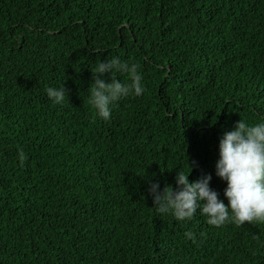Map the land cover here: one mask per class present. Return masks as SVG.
<instances>
[{"label":"trees","instance_id":"16d2710c","mask_svg":"<svg viewBox=\"0 0 264 264\" xmlns=\"http://www.w3.org/2000/svg\"><path fill=\"white\" fill-rule=\"evenodd\" d=\"M112 56L145 91L105 121L89 96ZM239 119L264 120V0H0V264H264V222L177 221L147 191L190 162L227 204L215 161Z\"/></svg>","mask_w":264,"mask_h":264},{"label":"clouds","instance_id":"9594fccd","mask_svg":"<svg viewBox=\"0 0 264 264\" xmlns=\"http://www.w3.org/2000/svg\"><path fill=\"white\" fill-rule=\"evenodd\" d=\"M105 72L110 74V81L104 79ZM121 73H129V79H118L117 74ZM92 74L89 103L95 109V116L105 121L111 119L116 102L124 97L140 96L145 91L139 65L119 56L100 60ZM46 95L53 104H63L68 99L63 83L48 86ZM189 164L191 171L195 163ZM189 172H176L175 188L166 184L161 189L159 181L150 180L147 191L156 213H170L177 221H188L199 211L209 225L216 227L226 223L241 226L245 222H264V120L250 124L239 119L219 140L215 174L226 182L223 195L227 204L210 186V173L190 181ZM185 238L194 240L195 234L186 231Z\"/></svg>","mask_w":264,"mask_h":264}]
</instances>
